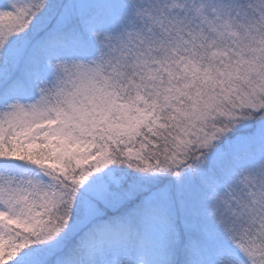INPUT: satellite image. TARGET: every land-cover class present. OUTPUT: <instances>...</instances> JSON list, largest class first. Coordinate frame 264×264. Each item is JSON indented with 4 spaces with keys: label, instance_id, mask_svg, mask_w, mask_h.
<instances>
[{
    "label": "snow or ice",
    "instance_id": "6c2138e0",
    "mask_svg": "<svg viewBox=\"0 0 264 264\" xmlns=\"http://www.w3.org/2000/svg\"><path fill=\"white\" fill-rule=\"evenodd\" d=\"M0 264H264V0H0Z\"/></svg>",
    "mask_w": 264,
    "mask_h": 264
}]
</instances>
